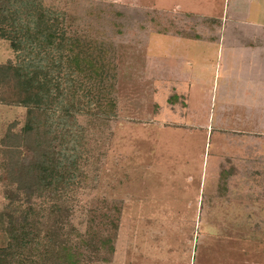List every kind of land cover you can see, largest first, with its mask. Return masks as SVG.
I'll list each match as a JSON object with an SVG mask.
<instances>
[{"label":"rangeland","instance_id":"rangeland-1","mask_svg":"<svg viewBox=\"0 0 264 264\" xmlns=\"http://www.w3.org/2000/svg\"><path fill=\"white\" fill-rule=\"evenodd\" d=\"M153 2L0 0V248L9 242L7 216L24 218L31 202L29 223L50 246L28 250L35 264L72 261L54 241L89 229L96 244L81 250L79 264H264V186L258 202L235 203L221 190L237 181L220 187L217 154L202 158L188 138L179 157L156 152L160 125L175 113L161 104L156 118L138 96L139 76H150L138 63L155 60L156 38L177 39L130 32L144 20L140 9L155 11ZM96 60L113 81L88 76ZM163 127L170 135L172 126ZM108 237L112 245L101 249Z\"/></svg>","mask_w":264,"mask_h":264},{"label":"flooded vegetation","instance_id":"flooded-vegetation-1","mask_svg":"<svg viewBox=\"0 0 264 264\" xmlns=\"http://www.w3.org/2000/svg\"><path fill=\"white\" fill-rule=\"evenodd\" d=\"M153 1L155 11L153 10L147 13L145 9H140V15L144 20L139 27L137 25L138 29L135 27L130 32L133 34L136 31L134 35L136 37L139 36V38L142 34L147 35V32L150 30L156 31L157 35L155 37L171 32L173 34L175 33V36L172 37L177 39L175 41L173 40L175 43L172 42L171 44L169 43L170 40L167 41L166 45H164L165 50L160 47L161 50L156 51L153 62L148 61L149 64L147 62L144 64L138 63L139 67L144 66L147 75H150L139 76L137 83L139 90L138 96L146 101V105L151 104L156 118L161 110V104L168 105L171 107V112L175 113L171 115V119L173 120L165 121L163 124L159 123L161 125L155 137L158 148L156 152L162 154V151L166 152L170 149L173 152L174 149V155L179 157L176 150L177 146H175L179 130H183V133L187 132L192 135L196 132L195 136H197L199 131L201 133L204 132L207 134L206 144H215L213 150L215 153L220 151L225 152L223 143L211 142V136L217 133L232 134L233 132L231 130L224 131L213 128L214 125L210 119L211 114L207 112L206 108L208 106L210 109H213L216 106V89L207 91V95H202L204 91H200L199 93L198 90L194 91L191 88L197 85L196 79H199V76H204L205 78L207 76H243L245 73V76H255L254 74H247V65L252 63V58L257 61L258 56L253 57L252 52L264 51V15H259L260 11L256 9L258 0H245L241 4L242 8L236 9L235 11L227 7L230 5V1L225 2L224 0L213 1L206 8L205 6L208 5L203 2L207 1L194 3L195 6L188 8H178L174 1L169 4L163 3L162 0ZM12 2L14 0H7L8 4ZM260 13L264 14V12ZM237 26L240 27L241 31L245 30L246 32L238 34L237 31L239 29H237ZM178 39L183 40L185 43L179 44ZM130 41L133 44L137 43L132 38ZM66 46L67 48H71L69 44ZM107 49V56L111 58L113 56V50L109 49V47ZM169 51L172 54L171 58L167 56ZM242 53L246 55L242 56ZM186 55H192L195 60L182 59ZM226 64H229V66H226ZM233 64H237L238 66ZM245 64L246 66H244ZM108 67L105 62L96 60L89 68L87 72L88 76H105L107 82L111 79L113 81L115 75L108 76L109 73H112ZM88 81L92 82L93 80ZM200 84L198 83V86ZM144 88L152 90L151 93L149 90L146 92ZM144 92L145 94H143ZM197 92L200 95L195 96ZM187 120L190 123L188 126L185 124ZM165 124L172 126L171 128L173 130L170 132V135L164 134L166 132L161 129L164 128L163 126ZM248 129L252 131L250 135L260 138L264 137L263 134L255 133L252 130V126ZM247 134V132H234V135ZM194 138L192 136L188 137L190 140L189 144H194ZM191 149L195 150V147L191 146ZM253 156H256L255 152ZM71 169L74 170L73 173L80 176L84 173L76 163H73ZM228 170L231 173H237L234 168H229ZM228 170L225 169L219 173V178L222 180L220 187L223 186L224 181L226 185V179L233 175L229 174L230 172ZM247 177L248 181L246 180L247 184L244 186V189L246 188V198H242V193H236L231 195V199L235 203L236 200H239V203H247L249 207L255 202H258L261 196L260 193L264 192L259 193L260 187L264 186V158L256 162L252 161ZM221 191L228 194V190L224 191V188ZM28 200L30 199L28 198ZM20 204L21 202L18 205L14 204L12 208L21 211L23 206ZM32 209L30 202L28 203L26 212H23L26 215L24 218L11 219L9 215L7 216L8 222L10 223L9 242L0 248V259L7 260V257H10V264H35L37 258L35 255L29 254L28 250L31 251L34 248L39 249L40 245L44 247V253H47L50 249L46 241L43 242L44 240L34 234V226L29 223L32 220L31 214L34 216V210ZM27 225H31L28 230ZM87 231L81 232L77 230L74 233L69 231L64 234L65 239L54 241V249H58L62 257L65 253L74 255V259L70 262H66L63 259L65 264H79V259L83 255L81 250L83 251L85 246L90 247V243H93V245L96 244L94 242L95 232L90 229ZM146 240L148 241L149 239ZM146 240L143 247L145 248V252H149L152 256H155L154 247L156 245ZM112 243L113 239L108 237V239L102 240L100 248L102 249L104 245H112ZM162 244L161 241L158 247L162 248ZM159 248L158 250H160ZM98 250L96 253H98ZM111 251L114 252L113 250Z\"/></svg>","mask_w":264,"mask_h":264},{"label":"crops","instance_id":"crops-1","mask_svg":"<svg viewBox=\"0 0 264 264\" xmlns=\"http://www.w3.org/2000/svg\"><path fill=\"white\" fill-rule=\"evenodd\" d=\"M173 1L178 8H188L190 6H195L194 3L207 1L203 3L208 5L216 0H162V2H165L166 4ZM224 1H230V5L227 7L234 11L242 8L241 4L245 2V0ZM209 6L210 5L205 6V8ZM256 7L260 12H264V0H258ZM260 12L259 15L263 16L264 14H261ZM160 41H162L161 48L164 50V45H166L167 41L163 40V38H156V49L158 48ZM172 42L173 40H170L169 43L171 44ZM178 43L184 44L185 42L178 39ZM252 53L253 57H258L257 61L252 58V63L247 65V74H254L255 76H245L246 73L243 76H207L206 78L204 76H199V79H196L197 85H195L194 88H191L192 90L194 89V91L198 90L199 93L200 91H204L202 95H207V91L216 89V106L213 109H210L208 106L206 108L207 112L211 114L210 119L214 125L213 128L224 131L231 130L233 132L232 134L217 133L211 136V142L223 143V146H225V152L220 151L215 153L213 151L215 144L209 143L210 146L207 145V134L204 132L201 133L200 131L197 133V136H195L196 132L194 135L185 132L179 139L177 138L176 142L174 141L176 144L175 146L181 148L183 147L180 143L181 140L185 141L188 137H195L193 139L194 144L191 143V145L195 147V150L202 149V158H204V156L210 158L212 155L217 154L220 169L219 173L224 169L221 168V163L223 161L227 163L226 170L234 168L237 173H231L228 170L230 172L229 174H233L229 177V180L231 182H237L232 189L228 190L227 199H231L232 194H245L246 188L244 189V186L247 184L246 180L248 178L247 174L249 172L250 164H252V161H258L260 156H262L261 160L264 158V137L260 138L252 136L250 135L252 131L248 129L252 126V130L255 133L264 135V51H255ZM245 55V53H242V56ZM261 55L263 56L261 57ZM167 56L170 58L172 57L170 51L167 53ZM182 59H188L190 61L195 60L192 55H186L182 57ZM233 65L236 66L237 64ZM226 66H229V64H226ZM244 66H246V64ZM198 83L201 84L198 86ZM198 92L195 96L200 95ZM185 124L188 126L190 123L187 120ZM234 132H247L248 134L234 135ZM188 143L189 142H187V144ZM187 148H191V146H187ZM254 152L256 153V156H253ZM185 159L189 161L192 158L186 156Z\"/></svg>","mask_w":264,"mask_h":264}]
</instances>
